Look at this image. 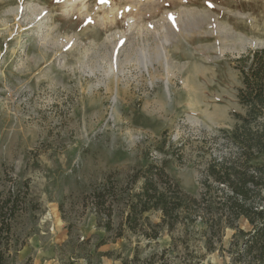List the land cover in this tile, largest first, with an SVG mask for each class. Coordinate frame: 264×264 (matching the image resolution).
I'll return each instance as SVG.
<instances>
[{
	"label": "rangeland",
	"instance_id": "obj_1",
	"mask_svg": "<svg viewBox=\"0 0 264 264\" xmlns=\"http://www.w3.org/2000/svg\"><path fill=\"white\" fill-rule=\"evenodd\" d=\"M263 47L264 0H0V191L27 193L4 264H231L234 229L211 251L202 223L117 238L122 202L107 232L90 196L152 162L199 196L238 150L236 59ZM102 240L117 262L93 254Z\"/></svg>",
	"mask_w": 264,
	"mask_h": 264
},
{
	"label": "trees",
	"instance_id": "obj_2",
	"mask_svg": "<svg viewBox=\"0 0 264 264\" xmlns=\"http://www.w3.org/2000/svg\"><path fill=\"white\" fill-rule=\"evenodd\" d=\"M235 67L243 81L239 102L246 108L245 114L235 113L239 122L228 132L238 150L230 156L213 157L201 194L183 191L164 165L152 162L131 174L126 187L117 185L110 176L94 187L90 196L94 210L104 218L99 226L107 232L114 230L115 205L122 202L123 220L117 238L127 228L155 240L161 228L172 231L183 224L189 231L202 223L200 233L211 251L225 229L231 228L235 230L236 250L231 264H264V47L237 58ZM26 198L27 193L19 187L0 191V264L5 263L11 246L14 223L26 210ZM151 211L160 212L161 223L149 222L145 214ZM154 257L150 258L152 264ZM190 264L199 263L192 259Z\"/></svg>",
	"mask_w": 264,
	"mask_h": 264
},
{
	"label": "crops",
	"instance_id": "obj_3",
	"mask_svg": "<svg viewBox=\"0 0 264 264\" xmlns=\"http://www.w3.org/2000/svg\"><path fill=\"white\" fill-rule=\"evenodd\" d=\"M104 234L102 235L101 239H103ZM120 242L118 240H109L105 241V243L97 244L93 248V254H101V258L103 261H107L111 263L112 261L117 262L120 259L119 252H120ZM119 250L118 252H115ZM109 257H116V260H112ZM125 260V259H124Z\"/></svg>",
	"mask_w": 264,
	"mask_h": 264
},
{
	"label": "bare ground",
	"instance_id": "obj_4",
	"mask_svg": "<svg viewBox=\"0 0 264 264\" xmlns=\"http://www.w3.org/2000/svg\"><path fill=\"white\" fill-rule=\"evenodd\" d=\"M41 10V9H40ZM169 41L167 40V43H168ZM165 54V50L164 49H162L161 51H160V53H159V56H162V55H164ZM146 64H145V68L149 71V68H148V65H147V63H148V61L147 62H145ZM168 90H169V86H168ZM169 93L171 94V91L169 90Z\"/></svg>",
	"mask_w": 264,
	"mask_h": 264
},
{
	"label": "snow or ice",
	"instance_id": "obj_5",
	"mask_svg": "<svg viewBox=\"0 0 264 264\" xmlns=\"http://www.w3.org/2000/svg\"><path fill=\"white\" fill-rule=\"evenodd\" d=\"M209 6L212 7L213 5L209 2Z\"/></svg>",
	"mask_w": 264,
	"mask_h": 264
}]
</instances>
